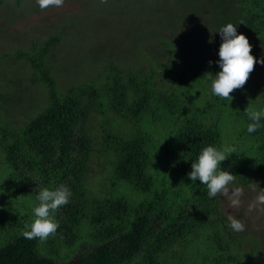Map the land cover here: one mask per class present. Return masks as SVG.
<instances>
[{"label": "trees", "instance_id": "1", "mask_svg": "<svg viewBox=\"0 0 264 264\" xmlns=\"http://www.w3.org/2000/svg\"><path fill=\"white\" fill-rule=\"evenodd\" d=\"M116 1L105 0V11ZM120 1L138 11L144 0ZM149 3L161 19L128 33L131 54L107 51L74 81L59 84L52 72L66 24L29 49L0 54V188L12 196L0 207L13 205L14 194L30 204L0 213V264H254L261 254L231 227L220 195L209 197L187 174L204 147L229 145L236 151L221 168L236 174V185L264 179V118L249 133L245 111L264 108L262 80L249 75L230 102L211 92L223 26L236 25L252 55L264 50V0ZM6 59L27 70L13 71ZM25 83L44 87L41 101L26 96ZM60 184L72 195L55 213L56 235L26 239L40 190Z\"/></svg>", "mask_w": 264, "mask_h": 264}, {"label": "rangeland", "instance_id": "2", "mask_svg": "<svg viewBox=\"0 0 264 264\" xmlns=\"http://www.w3.org/2000/svg\"><path fill=\"white\" fill-rule=\"evenodd\" d=\"M104 1L64 0L62 7H49L41 10L36 0H21L19 6L12 0H5L3 4H0V54L6 50L29 49L31 42L39 44L40 40L47 39L51 34L58 35L57 32L66 29L65 27L62 28V24H66L68 28L65 31V36L61 42L53 47L52 72L58 78L59 84L74 81L76 76L84 74L86 64L95 60L102 62L106 59L107 51L117 50L123 55L126 53L130 55V46L127 48L125 46L130 40H127L128 33H139L136 28L138 22H140L139 27L143 30L149 21L155 18L161 19L162 9L159 7L149 9L151 6L149 0L140 2L141 4L137 6L138 11L132 8L125 9V5L129 2L119 0L110 2L108 7H115V11L107 12L103 8L106 5L102 4ZM168 9L170 10L169 7H165L163 10ZM179 30L180 28H178ZM64 43L70 47L75 45V53L73 50H63ZM253 45L251 42V46ZM102 46H105V49ZM136 53L134 52V55ZM111 54L115 56L113 52ZM253 56L257 61L264 60L263 48L260 49L259 54ZM6 60L11 62L10 69L13 71L20 68L21 65L27 70L26 62L18 59ZM164 60H168V58H164ZM4 69L6 66L0 63V72H3ZM250 78L255 83L257 80H262L259 81V84L262 86L264 94V63L257 62L254 64ZM26 93V96L31 100L41 101L45 89L41 84H32L29 85ZM18 105L11 108V113L17 109L16 107H20ZM5 176L6 168L0 162V180H5ZM7 188H0V201L1 197L10 201L12 196L5 193ZM234 188L241 189L239 197L241 203L238 207H233L230 204L229 196L231 189ZM261 188H264V179H256L249 186L234 183V185H230L229 196L220 195L219 198V205L224 209L228 219L235 217L241 220L245 225L241 232L247 241L254 238L255 240L252 242L261 250V254L254 264H264V205L255 204L257 195L264 191ZM14 195V204L8 207H0V213L24 210L25 208L28 210L30 204L25 194ZM253 204L255 206L249 210V206Z\"/></svg>", "mask_w": 264, "mask_h": 264}, {"label": "clouds", "instance_id": "3", "mask_svg": "<svg viewBox=\"0 0 264 264\" xmlns=\"http://www.w3.org/2000/svg\"><path fill=\"white\" fill-rule=\"evenodd\" d=\"M41 10L49 7H62L64 0H36ZM221 44L219 46V71L215 73L211 83V92L222 99L231 101L230 95L234 90L241 89L249 79L250 73L254 70V64L264 63V60L257 61L251 54L252 46L248 38L238 33L236 25L228 23L219 31ZM211 63V61H210ZM211 74V73H209ZM251 123L247 125L249 133L255 132L262 125L261 119L264 118V108L259 110L254 108L245 109ZM236 149L229 145H222L217 148L213 145L204 147L195 162L191 163V171L187 174L192 182L199 180L202 185L207 186L209 197L218 194L229 196L230 185L236 179V174L221 168V162L227 159ZM264 189V188H261ZM72 193L67 185L60 184L54 188L44 187L36 197L38 205L34 207V218L30 224L24 225L23 233L26 239L47 240L50 236L54 237L59 228V221L55 213L70 201ZM241 189H231L229 196L230 204L238 207ZM255 204L264 205V191L260 192ZM249 206V210L255 206ZM231 227L236 231H243L244 223L235 217H229Z\"/></svg>", "mask_w": 264, "mask_h": 264}]
</instances>
